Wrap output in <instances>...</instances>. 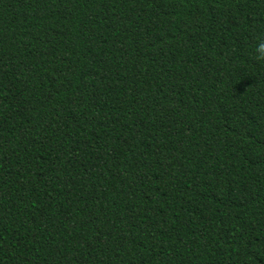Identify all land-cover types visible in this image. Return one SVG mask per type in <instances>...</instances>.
Returning <instances> with one entry per match:
<instances>
[{
  "label": "trees",
  "instance_id": "obj_1",
  "mask_svg": "<svg viewBox=\"0 0 264 264\" xmlns=\"http://www.w3.org/2000/svg\"><path fill=\"white\" fill-rule=\"evenodd\" d=\"M264 0H0V264H264Z\"/></svg>",
  "mask_w": 264,
  "mask_h": 264
},
{
  "label": "clouds",
  "instance_id": "obj_2",
  "mask_svg": "<svg viewBox=\"0 0 264 264\" xmlns=\"http://www.w3.org/2000/svg\"><path fill=\"white\" fill-rule=\"evenodd\" d=\"M255 58L260 61H264V40L257 43L255 47Z\"/></svg>",
  "mask_w": 264,
  "mask_h": 264
}]
</instances>
